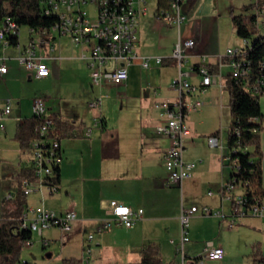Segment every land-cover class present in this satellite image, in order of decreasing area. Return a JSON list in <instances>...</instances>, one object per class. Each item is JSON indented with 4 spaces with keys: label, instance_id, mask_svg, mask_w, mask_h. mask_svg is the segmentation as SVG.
<instances>
[{
    "label": "crops",
    "instance_id": "crops-1",
    "mask_svg": "<svg viewBox=\"0 0 264 264\" xmlns=\"http://www.w3.org/2000/svg\"><path fill=\"white\" fill-rule=\"evenodd\" d=\"M205 1L197 0L189 7L193 11V16L200 18H196L199 19V26L193 33L194 36H189L190 34H186L185 32V39H194L195 45L188 51L191 61L188 59L183 68L187 69L188 64H196L199 61L200 54L206 56L211 68L213 64H216V69H213V71L216 73L217 84L209 87L204 92L206 95L212 88L220 92L223 88L226 89V77L229 76L230 66L226 63L221 66L218 65V56L223 53H221L222 51H220L218 44L216 45L210 40L209 33L206 32L204 16L201 15L202 6ZM210 1L212 4L214 2L215 5L210 17L213 19L220 18V2L222 0H208L209 3ZM231 10L232 7L230 6L229 13ZM155 11L156 9L154 10L149 6L148 2V11L138 19L135 50L142 56H155L145 53L144 50L147 47L140 46L144 42V35L140 31V27L150 17L155 19ZM163 26H166L169 30L171 29V32L164 39L167 44L157 43L158 51L156 55H160L166 60V64H162L158 69L160 75L158 87L162 86L164 88L158 89V87L152 86V90L149 91L144 100L140 96H136L137 103L134 102L131 94H129V67L135 65L142 69L139 65V59H135L128 66V78L125 83L121 85H96L120 89L116 95H118L121 101V107L125 108L126 105H130L133 101L136 104L135 107L139 116L138 121L134 120V117L137 118V115H124L126 111L122 109L116 117L110 112L103 111L98 118L100 122L94 125V119L97 118L94 115L92 118L82 116L75 106L64 108L61 103L57 101L52 102L49 96L35 90H28L22 85L25 79L20 73L21 70L25 72V77L28 79L33 78L46 81L50 78L51 70L58 67V64L60 66L61 64L73 61L78 63L84 70H87L89 75V68L79 58L80 46L74 44L68 35L53 34L51 41L53 49L45 50L44 54L45 61L49 66V74L40 78L35 77L19 64L16 58L19 48L16 45H9L4 48L2 45L0 46V65L4 61L7 67L5 72H0V111L4 107L6 100H9L11 105V113L2 119L4 128L0 129V215L2 198L5 194L15 195L18 188V172L23 166L30 164V155L19 148L14 138V133L17 121L32 115L33 98L35 96L44 97L48 109L54 116H58L62 120L74 122L73 128L68 132V135L60 138L61 160L58 168L59 180L57 192L52 194L46 191L34 192L27 196L29 204L43 203L47 209L56 214H62L71 209L74 210L76 218L73 221L72 229L64 236L56 226L43 230L42 234H33L32 244L25 245L24 247H29L30 250L39 254V256L31 254V257H24V255H21L20 260H26L30 264H62L64 259L71 258L79 260V264H82L83 248L87 244V234L95 232L101 219L110 215L109 201L111 199L129 204L135 209L142 208L143 212L141 218L128 229L122 225H113L104 232H96L97 236H94V241L89 242L92 246V256L94 251L101 252L103 240L111 239V243L113 244L117 240V235L121 230L135 229V234L138 235V247L142 243L150 241L159 243L162 257L164 240L168 239V237L164 238L165 236L153 235L151 233L153 229L149 232L148 228L150 225L161 224L179 217L180 209L174 203L175 194L169 193L168 190L178 189L181 198H183L185 191H200L202 187H205L209 183L208 177L214 173L216 176L219 175V162L221 163L220 176L215 182L220 181L219 183H225L229 179L231 167L228 161L225 159V163L221 159L219 162L213 161L205 155L204 158H201L198 149L200 138L193 133L192 128L187 123L189 112L185 117V122L189 127L190 133L184 139L185 150L183 156L185 160L195 161L196 165L192 176L183 181L182 189L176 186L167 187L164 185L167 171L163 158L169 145V139L166 136L155 133V127L161 122L160 110L155 104L161 100L175 99L177 97V93L171 88L170 83L177 70L176 62L171 57V54L174 43L178 38V30L175 26ZM179 36L180 38L183 37L181 26ZM28 38L29 32L27 28L23 39L19 35L20 46H23ZM7 61L10 62V66L6 64ZM17 64L19 67H17ZM152 66L156 67V64L152 63L150 67ZM148 79L151 80L150 77ZM188 79L191 82H195L198 80V76L191 74ZM100 98L102 105V97L100 96ZM189 99L190 101L193 100V96H190ZM149 104L151 106L148 107ZM101 105L94 109H99L98 111H100ZM143 112H145L146 118H143ZM87 127L92 128L88 136L84 133ZM214 132H218L220 136L219 130L211 131L208 135ZM221 148H224V146L222 145ZM222 157L224 158V155ZM14 182L17 188L15 192H11ZM238 192L237 189L231 191L234 195L238 194ZM206 195H208L207 192ZM202 198L206 199L207 197L202 196ZM181 203L183 202L181 201ZM206 203H210L217 210H223L224 212L226 210V213H229L231 210V201L222 198L221 194L217 203H211L210 201ZM206 205L209 206L208 204ZM262 205H264V202H262ZM212 206L209 207L212 208ZM43 240H46L47 244H43ZM176 241L177 239L174 238L168 240L173 245L174 253L176 243H178ZM41 249L45 250V255L43 256H41ZM91 258L89 263L86 264L91 263ZM162 262L164 264L163 259Z\"/></svg>",
    "mask_w": 264,
    "mask_h": 264
},
{
    "label": "built area",
    "instance_id": "built-area-1",
    "mask_svg": "<svg viewBox=\"0 0 264 264\" xmlns=\"http://www.w3.org/2000/svg\"><path fill=\"white\" fill-rule=\"evenodd\" d=\"M187 0H170L168 7L156 8L155 18L164 25L175 26L178 30V38L174 43L171 57L175 60L177 70L171 79L170 86L176 91L175 99L158 101L155 106L160 110L161 122L155 127L157 135L166 136L169 145L164 153V166L167 171L164 185L167 187H179L185 179L192 176L195 161L184 159V139L190 133L185 122L186 115L202 106L203 101L195 98L190 101V96L203 94L209 87L217 84L215 71L208 65L206 56L200 54L196 64L185 63L189 59V49L193 48L195 41L192 38L182 39L179 29L185 20L182 6ZM254 32L241 37L242 46L229 47L225 53L218 56V65L226 63L230 66L229 76L239 82L254 96L264 94V55L256 62L254 72H246L245 52L251 50L253 39H264V0H255ZM93 10L90 11V10ZM148 11V0H45L42 14L53 16L51 25L37 27L27 26L29 38L20 46V25L10 16L0 18V46L16 45L19 48L16 58L21 66L31 72L35 77H45L49 74V66L45 61V50L53 49V34L68 35L74 44L80 46L79 58L89 68V76L92 85H121L128 78V66L139 59V65L148 69L152 63L162 64L165 59L160 55H139L135 50L137 42V27L140 16ZM255 34L252 37V34ZM16 37V43L11 39ZM7 69L4 61L0 65V72ZM196 74L198 80L189 81L188 77ZM101 105V98L95 97L89 101V106L97 108ZM11 113L9 100L0 111V129L4 128L2 119ZM32 116L37 120L35 128L36 137L31 143L30 164L33 166L36 178L24 180L22 189L26 195L34 192L46 191L49 194L56 193L58 185L50 178L55 175V168L61 160L60 139L52 135L55 126V116L49 112L45 98L35 96L32 101ZM100 120L94 119V125ZM91 127L85 129V135H89ZM237 131V130H236ZM238 133V131H237ZM207 142L210 146L222 147L219 135L211 134ZM227 148V146H226ZM224 159L231 167L229 179L222 184L220 194L222 198L231 201V210L225 213L223 210H213L207 205L200 209L192 205L189 208L181 203L179 219L181 231L175 252L178 256V264H207V261H221L225 255L224 248L215 245L212 241H206L200 254L189 256L184 252V245L189 240L188 225L190 218L197 212L202 214H215L223 219L231 217L229 224L233 225L235 216H245L251 213L264 218V205L256 199L250 203L247 195L242 191L240 179L241 164L238 155L239 148L232 150L227 148ZM243 151V150H242ZM234 189H241L238 194L231 193ZM212 195L213 191H207ZM11 195H7L10 197ZM110 215L101 219L95 232L87 234V244L83 248L82 264L89 263L92 256V246L96 232H104L113 225L132 227L141 218L142 208H133L129 204L116 199L109 201ZM76 218L74 210H68L62 214L47 209L43 203L28 204L23 212L20 222L21 229H28L31 233L42 234L43 230L56 226L62 235L68 234ZM33 239L26 238L23 246L31 245ZM43 244H47L43 240ZM17 264H30L26 260H19ZM251 264H264V255H253Z\"/></svg>",
    "mask_w": 264,
    "mask_h": 264
},
{
    "label": "rangeland",
    "instance_id": "rangeland-1",
    "mask_svg": "<svg viewBox=\"0 0 264 264\" xmlns=\"http://www.w3.org/2000/svg\"><path fill=\"white\" fill-rule=\"evenodd\" d=\"M148 2L149 6L155 10L157 7V0H149ZM254 2L255 0H222L220 2V18L215 19L210 17V14L214 11V2L212 4L211 1L209 3L208 0H206L203 4L201 15L204 16L206 32L209 33L210 40L216 45L218 44L220 51H222L221 53H224L228 47L242 46L241 38L237 34V30L232 23L229 7H232L233 14L250 16L254 11ZM192 4L194 3L189 2L188 0L187 3L182 6V11L186 16L184 23L181 25L182 39L186 38L185 32L186 34L189 33V36H194L193 33L199 26V19L196 18L200 17L193 16V11L189 8ZM246 6L248 7L245 8ZM90 11L93 12L92 9ZM163 25L156 18L153 19L150 17V19L145 21L142 24V27H140V31L144 35V42L140 44V46L144 48L147 47L144 50L145 53L156 55L158 51L157 43L161 42L163 45L167 44L164 39L171 32V29L169 30ZM26 29V25L20 26L21 39L24 38ZM254 35L255 34L253 33L252 37H254ZM189 60L191 61V59ZM6 64L10 66V62L7 61ZM161 66L162 64H156V67L152 66L149 69L142 68L144 70L135 65L129 67V94H131L135 103H137L136 96H140V98H143L144 100L149 91L152 90V86L158 87L160 77L158 69ZM17 67H19L18 64ZM20 73L25 79V81L22 82V85L28 90H35L45 94L52 99V102L57 101L58 103H61L64 108L75 106L76 109L81 112L82 116L92 118L94 115L99 118L102 112L106 111L107 113H112L114 117H116L117 114L124 109L126 111H124V115H137V118L134 117V120L138 121L139 116L136 111V104L133 103V101L130 105H126L125 108H122L121 101L118 95H116L117 91L119 92L120 89L110 86L99 87L92 85L88 71L84 70L74 61L61 64L60 66L58 64V67L51 70L50 78L46 81L33 78L28 79L25 77V72L23 70H21ZM149 77L151 80L148 79ZM161 88L164 87H158V89ZM100 96L102 97V105L100 111H98L99 109L95 110L89 106V101L93 97ZM123 96L125 95L123 94ZM195 98L201 99L204 104L197 110H193L189 113L187 123L192 128L193 133L200 138V142L198 143L200 156L201 158L207 156L213 161L218 162L221 159V161L225 163L222 155L227 154L226 137L228 126L231 121L228 105L229 93L225 88H223L221 92L219 90H213L212 88V90L206 95L204 93L199 94L198 96L193 95V100ZM258 102L261 112L264 113V94L258 95ZM149 106L151 105L149 104L148 107ZM49 112L51 111L49 110ZM144 113L145 112H143V114ZM142 116L143 118H146L145 114ZM143 118L142 120H144ZM214 130L220 131L219 141L224 148L209 146L207 142L208 134ZM260 135L262 165H264V128H262ZM225 168L228 169L226 166ZM220 169L221 163L219 162V175L216 176L214 173L212 176L208 177L207 180L209 183H207L205 187H202L200 191H185L183 198H181L178 189L175 188V190H168L169 193L175 194L174 203L178 208L180 209L181 201L186 208L195 205L199 209L206 204L212 206L210 203H206L207 201L217 203L220 189L223 184L219 183L220 181L215 182L220 176ZM15 182L11 192L16 191L17 185ZM209 189L214 193L211 196L206 195V192ZM237 190L241 191V189ZM202 196L207 198L203 199ZM262 202H264V198H262ZM212 208L217 210L214 206H212ZM226 212L227 211L225 210V213ZM230 218L231 217L223 219L215 214L208 215L202 214L200 210L197 211L189 221L188 236L190 240L184 245L185 254L189 256L200 254L203 251L206 241H212L215 245L224 248L225 257L222 261H207V264H251L254 253H261L260 255H264V218L248 213L245 216H235L233 225L229 224ZM148 229L149 232L153 229L151 231L153 235L165 236L164 238L168 237V239L164 240V249L162 250L164 264H178V256L176 252L174 253L173 245L169 243L168 240L174 238L177 239L176 242L179 241L181 231L179 217L170 219L161 224L150 225ZM134 230L135 229L121 230L117 235V240H115V243L113 244L111 243V239L103 240L101 244V252L94 251L90 264H138L140 259L139 248L145 243H142L141 246L138 247V235L135 234ZM33 234L37 235L36 232H33L31 236L32 239ZM95 235L97 236V233H95ZM40 251L41 256L45 255L44 249H41ZM31 254L39 256V254L30 250L29 247H22L20 256L24 255V257H31Z\"/></svg>",
    "mask_w": 264,
    "mask_h": 264
},
{
    "label": "trees",
    "instance_id": "trees-1",
    "mask_svg": "<svg viewBox=\"0 0 264 264\" xmlns=\"http://www.w3.org/2000/svg\"><path fill=\"white\" fill-rule=\"evenodd\" d=\"M45 0H0V18L10 16L19 25L26 26H49L54 21L53 16H45L42 9ZM170 0H157V8L168 7ZM188 1V0H187ZM186 1V2H187ZM197 0H189L196 2ZM246 6L245 8H247ZM230 16L237 34L241 37L254 32V16H243L233 14ZM16 43V37L11 39ZM264 55V39H253L251 50L245 52V64L250 72L255 71L257 60ZM166 64V60L162 61ZM210 66V64H208ZM211 67V66H210ZM216 69V64L212 65ZM226 89L229 93V110L231 121L228 126L226 146L228 149L239 148L238 155L241 164L240 179L242 180V191L247 195L250 203L258 199L262 203L264 198V165H262L261 135L264 128V113L261 112L258 96H254L239 82L226 77ZM74 123V122H73ZM73 123L62 120L55 116V126L52 135L58 139L67 136L73 128ZM37 120L34 116L21 118L17 121L14 138L22 151L30 153L31 143L35 139V128ZM238 133H237V131ZM214 135H219L214 132ZM243 150V151H242ZM59 166L55 168V175L50 178L53 183H58ZM36 178L34 168L31 164L23 166L17 175L18 188L15 195L4 196L1 201L0 215V264H17L20 260V253L23 241L31 237L32 233L28 229H21L20 222L27 205V196L21 183L24 180ZM140 260L138 264H163L161 257V246L156 242H147L140 248ZM254 253L253 255H260ZM76 259H64L62 264H79Z\"/></svg>",
    "mask_w": 264,
    "mask_h": 264
},
{
    "label": "bare ground",
    "instance_id": "bare-ground-1",
    "mask_svg": "<svg viewBox=\"0 0 264 264\" xmlns=\"http://www.w3.org/2000/svg\"><path fill=\"white\" fill-rule=\"evenodd\" d=\"M245 66H246V72H250L249 67L246 64H245Z\"/></svg>",
    "mask_w": 264,
    "mask_h": 264
}]
</instances>
